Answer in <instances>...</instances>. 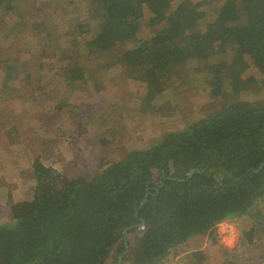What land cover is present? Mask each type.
<instances>
[{"label": "trees", "instance_id": "16d2710c", "mask_svg": "<svg viewBox=\"0 0 264 264\" xmlns=\"http://www.w3.org/2000/svg\"><path fill=\"white\" fill-rule=\"evenodd\" d=\"M167 1L97 0L94 16L109 30L81 45L85 59L98 61L133 40L147 7L150 34L122 54L125 71L160 97L180 68L219 55L223 61L206 65L211 91L220 93L225 72L235 97L94 177L64 176L35 159L31 198L12 204L11 223L0 225V264H164L225 220L243 218L252 226L241 231L240 246L256 247L264 225V100L238 93L255 83L264 88V0H220L215 12L189 0L170 11ZM75 57L85 72L82 54ZM140 220L143 228L124 233ZM258 233L260 241L264 230ZM188 258L204 261L200 252Z\"/></svg>", "mask_w": 264, "mask_h": 264}, {"label": "rangeland", "instance_id": "374dc122", "mask_svg": "<svg viewBox=\"0 0 264 264\" xmlns=\"http://www.w3.org/2000/svg\"><path fill=\"white\" fill-rule=\"evenodd\" d=\"M189 1L209 12L220 3ZM9 3L15 7L12 14L4 11ZM96 3L0 0V225L11 223L12 204L31 198L35 159L64 176L94 177L128 152L146 148L235 97L234 78L225 72L220 74V93L211 91L206 65L223 61L219 55H206L180 68L181 76L160 97L151 96L125 71L122 54L150 34L147 7L133 40L116 43L98 61L85 59L81 45L92 46L98 31L109 30L94 16L99 11ZM178 3L167 1V7L172 11ZM46 24L52 29L46 30ZM78 53L85 72L76 65ZM238 97L264 100V88L250 84ZM251 226L244 218L225 220L213 233L189 241L180 257L166 258L164 264H264V235L258 240L264 225L257 229L256 247L240 246L241 231ZM193 252H200L204 261L188 258Z\"/></svg>", "mask_w": 264, "mask_h": 264}, {"label": "water", "instance_id": "95a60500", "mask_svg": "<svg viewBox=\"0 0 264 264\" xmlns=\"http://www.w3.org/2000/svg\"><path fill=\"white\" fill-rule=\"evenodd\" d=\"M262 167H263V165H261V166L259 167V169H261ZM193 172H195V170H191V171H190V173H189V177L191 176V174H192ZM135 216H136V213H135ZM140 222H141V223H140L139 225H135V226H132V227L126 228V229L124 230V233H125L127 230L132 229V228H134V227L143 228V227H144V221L140 220ZM127 250H128V248H127V245L125 244V252H124L122 255L119 256L118 263L121 262V257L127 252Z\"/></svg>", "mask_w": 264, "mask_h": 264}]
</instances>
